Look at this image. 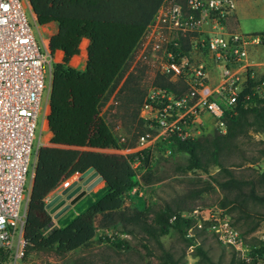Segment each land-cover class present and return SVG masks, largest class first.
Instances as JSON below:
<instances>
[{
  "label": "trees",
  "instance_id": "1",
  "mask_svg": "<svg viewBox=\"0 0 264 264\" xmlns=\"http://www.w3.org/2000/svg\"><path fill=\"white\" fill-rule=\"evenodd\" d=\"M166 1L28 0L38 26H56V33L49 39V47L52 53L61 51L63 58L60 63L52 65L48 123L50 141L54 147L41 148L38 153L24 224L25 260L33 253L64 256L87 247L96 236L97 217L119 213L129 191L138 186L136 170L128 168L125 174L114 179L110 174L111 170L113 172L111 167L115 165L113 157L80 153L73 148H90L102 152L122 149L102 118L101 108L122 78L131 54ZM84 39L88 40L84 68H73L69 62L81 54V42ZM178 46L172 47L176 57L191 50L189 41L185 39H180ZM155 85L176 97L180 95L166 77H162ZM139 88L140 77L131 73L123 82L120 92L134 93ZM263 88L264 76L259 80L246 81L234 106L224 110L221 119L225 126L224 134L215 129L195 139L181 140L176 135L168 139L171 154L187 156L182 172L207 175L210 182L205 183L204 192L216 186L225 193L220 208L228 214L236 213V221L257 220L240 232L244 237L264 222V212L251 208L252 205L264 210V172L247 180L236 178L229 167L240 165L227 162V159L234 154L244 157L240 140L247 138L249 133L264 134V96L258 92ZM130 159L131 162L135 160L137 168L144 171L140 177L142 183L150 184L153 161L151 149L136 152ZM255 162V159L249 160L250 164ZM90 168L101 177L104 186L94 194V201L79 215L65 222L62 221L63 216H59L54 223L53 216L46 208L47 197L68 178L83 174ZM212 168L222 174L221 180L210 176ZM139 205L127 221L132 227L128 233L133 234L134 229H137L158 242L160 237L173 230L189 244L193 243L188 232L196 228L195 219L182 218L180 211L171 207L151 212ZM173 216L175 220L170 222ZM231 225L234 227L232 221ZM204 226L208 225L205 223ZM104 239L118 248H127V243L119 237L105 236ZM4 258V253L0 251V260ZM247 258L249 261L246 264L264 260V240H256L248 248ZM161 264L179 263L165 255ZM240 264L245 263L242 261Z\"/></svg>",
  "mask_w": 264,
  "mask_h": 264
},
{
  "label": "built area",
  "instance_id": "2",
  "mask_svg": "<svg viewBox=\"0 0 264 264\" xmlns=\"http://www.w3.org/2000/svg\"><path fill=\"white\" fill-rule=\"evenodd\" d=\"M233 12V0H184L183 6L173 4L163 14L162 22L168 23L176 39L164 48L159 73L181 78L187 92L174 98L166 89L150 88L141 109L142 119L150 120L162 133L181 140L195 139L184 128L205 112L225 133L221 121L224 110L234 106L246 81L253 79L247 62L248 48L264 46V35L225 31L224 22ZM30 19L39 30L28 0H0V251L5 255L0 264H23L25 260L24 224L38 153L52 145L48 116L56 53L50 50L48 35L41 38V46L37 43ZM186 35L199 38L198 50L207 53L218 69L214 87H210L204 63L191 66L186 53L180 57L174 54L172 47L178 48L179 40ZM154 140L148 134L141 136L137 152L149 149ZM138 190V186L133 187L128 195ZM180 217L193 218L198 226L206 223L227 248L236 252L247 249L245 237L220 207L195 209ZM173 220L175 216L170 222Z\"/></svg>",
  "mask_w": 264,
  "mask_h": 264
},
{
  "label": "rangeland",
  "instance_id": "3",
  "mask_svg": "<svg viewBox=\"0 0 264 264\" xmlns=\"http://www.w3.org/2000/svg\"><path fill=\"white\" fill-rule=\"evenodd\" d=\"M183 3L184 0H167L164 3L152 25L146 30L138 46L131 54L122 78L108 95L101 108L102 118L110 127L122 149H112L116 152H102L90 148H73L80 153L90 152L101 154L107 158L113 157L115 165L111 167L113 172L111 170L110 174L114 179L125 174L128 168L136 170L139 192L136 191L130 196L127 195L119 213L97 217L95 223L96 236L87 247L64 256L33 253L24 260L23 264H161L165 255L171 256L179 264H240L242 261L246 264L248 262L245 261L248 256V248H251L256 240H264V222L260 223L253 233L245 236L244 244L247 249L242 252H236L221 245L214 234L208 230V226H204V224L198 226L197 221L196 228L188 232V237L193 239L192 245L173 230L160 237L158 242L137 229H134L133 234L127 232L132 229L127 221L132 216L134 208L140 206L139 204L147 207L151 212L171 207L173 210L180 211V214L189 215L195 209L204 210L220 207V203L226 196L216 186L213 190L203 191L205 183L210 182L207 175L200 172H182L181 168L187 163V156L171 154L168 149L170 134L162 133L150 120H144L141 117V109L147 101L150 88L157 87L155 83L161 81L163 77L159 73V61L163 55V50L168 46V43L176 39L175 34L170 31L168 23L162 22L163 14L167 13L173 4L183 6ZM233 4L234 12L224 22L225 31L245 36L264 34V0H233ZM30 22L36 41L41 46V38H46L47 34L41 28L37 30L31 19ZM46 28L49 29L50 33H54L56 27L48 25ZM186 37L185 40H188L191 45V51L186 53L185 57L191 62V66L200 63L206 65L210 87H214L218 79V69L214 67L207 53L198 50L197 40L199 38L195 35L190 37L186 35ZM82 41L86 51L88 41ZM77 56H81V54ZM86 59L87 51L86 57H83L77 65H73L72 61L69 62V65L73 68L83 69ZM247 59L250 65V74L253 79L259 80L264 76V46L249 47ZM60 62V60L54 61V63ZM131 73L140 77L139 90L134 93L120 92L123 82ZM167 79L180 92L177 97L186 94L187 87L181 78ZM258 92L264 96V88ZM141 96H143L142 103L139 106ZM172 96L177 98L173 94ZM152 116L149 115V118H153ZM215 129L220 132V127L215 119L203 112L199 114L194 123L184 128V131L192 134L195 138H199ZM145 134L155 138L153 144L148 147L153 155L152 182L148 185L143 184L140 180L144 171L137 168L138 163L135 160L131 162L130 159L131 155L138 151L136 149L139 146V138ZM47 147L54 146L49 145ZM240 150L243 158L240 154H234L227 159V162L240 165V167H229L236 178L247 180L256 178L257 174L264 172V156L262 155L264 152V134L249 133L247 138L240 140ZM251 159H255L256 162L250 164L249 160ZM88 176L80 181V174H74L47 197L46 204L50 203L56 196L61 195L63 190L75 184L70 191L75 193L65 203L69 204L76 196L85 192L62 213V221H68L79 215L94 201V194L104 186L101 181L93 184L97 177L84 184ZM210 176L220 180L223 178L216 168L210 170ZM61 199H65V196H62ZM251 208L264 212L258 206L251 205ZM228 215L232 217V224L238 232H244L257 221L256 219L236 221L234 220L236 213ZM53 220L55 223L56 219L53 218ZM105 236L119 237L127 243V248H118L108 243L104 239ZM256 264H264V260H258Z\"/></svg>",
  "mask_w": 264,
  "mask_h": 264
},
{
  "label": "water",
  "instance_id": "4",
  "mask_svg": "<svg viewBox=\"0 0 264 264\" xmlns=\"http://www.w3.org/2000/svg\"><path fill=\"white\" fill-rule=\"evenodd\" d=\"M87 176L88 178L84 181V184H86L88 181L96 177L97 178L93 182V184L101 181V177L93 170V168H90L83 174H80L79 180L81 181ZM74 186L75 184H72L71 186L63 190L61 195L56 196L55 198H53V200L50 203L47 204L46 208L49 210L50 215H52L54 219H57L62 213H64L69 208L71 204H73L74 201H76L77 199H79L81 196L84 195L85 192L76 196L73 200L69 202V204H65L66 201L69 200L72 197V195L75 193V192H70ZM90 187L87 189L89 190ZM62 196H65V199H61Z\"/></svg>",
  "mask_w": 264,
  "mask_h": 264
},
{
  "label": "bare ground",
  "instance_id": "5",
  "mask_svg": "<svg viewBox=\"0 0 264 264\" xmlns=\"http://www.w3.org/2000/svg\"><path fill=\"white\" fill-rule=\"evenodd\" d=\"M84 46H85V44H84ZM81 50H82L81 56H76L73 58V60H72L73 65H77L83 57H86V51H85L83 45L81 46ZM60 58H61V52H57L56 56H55V60L59 61Z\"/></svg>",
  "mask_w": 264,
  "mask_h": 264
},
{
  "label": "crops",
  "instance_id": "6",
  "mask_svg": "<svg viewBox=\"0 0 264 264\" xmlns=\"http://www.w3.org/2000/svg\"><path fill=\"white\" fill-rule=\"evenodd\" d=\"M51 25H53V24H51ZM55 26V25H54ZM41 27V26H40ZM46 27H48V25L47 26H42L41 27V30L43 31V32H45L49 37L48 38H50L53 34H55L56 33V30H57V28H55V32L54 33H50V31H49V29L48 28H46ZM56 27V26H55ZM84 40H86V39H84ZM86 41H88V40H86ZM57 52H61V51H56V53ZM62 58H63V53L61 52V60H62ZM71 60H73V59H71ZM70 60V61H71ZM60 216H62V214L60 215Z\"/></svg>",
  "mask_w": 264,
  "mask_h": 264
}]
</instances>
